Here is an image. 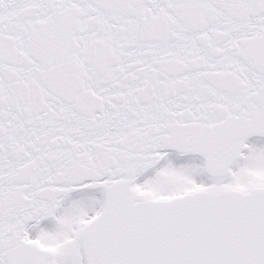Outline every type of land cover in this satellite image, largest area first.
I'll list each match as a JSON object with an SVG mask.
<instances>
[{
  "label": "snow or ice",
  "instance_id": "snow-or-ice-1",
  "mask_svg": "<svg viewBox=\"0 0 264 264\" xmlns=\"http://www.w3.org/2000/svg\"><path fill=\"white\" fill-rule=\"evenodd\" d=\"M0 264H264V0H0Z\"/></svg>",
  "mask_w": 264,
  "mask_h": 264
}]
</instances>
